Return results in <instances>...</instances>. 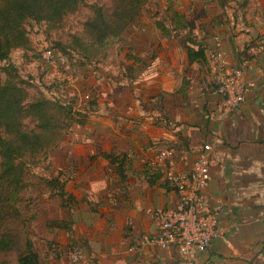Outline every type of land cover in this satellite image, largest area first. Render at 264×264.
I'll list each match as a JSON object with an SVG mask.
<instances>
[{
  "label": "crops",
  "instance_id": "crops-1",
  "mask_svg": "<svg viewBox=\"0 0 264 264\" xmlns=\"http://www.w3.org/2000/svg\"><path fill=\"white\" fill-rule=\"evenodd\" d=\"M262 32L252 23L220 33L230 63L254 82L232 113L222 110L208 63L188 64L175 41L149 46L158 71L139 77L131 90L126 81L103 87L99 80L96 90L87 91L75 80L73 91H55L79 103L85 94L97 99L86 124L73 126L54 153L56 172L73 201L69 231L56 228L57 253L43 264H181L177 248L142 243L157 231L153 212L176 207L172 187L156 175L150 179L147 168L159 149L174 148L173 168L188 172L205 143L212 151L204 195L211 207L223 205L226 212L218 219L221 234L193 263L264 264V54L254 45ZM29 38L32 48L37 39ZM29 51H13L9 63L20 64L25 56L27 62ZM44 77L53 78L50 70ZM111 149L130 153L123 182L98 155ZM73 251L80 252L76 262Z\"/></svg>",
  "mask_w": 264,
  "mask_h": 264
},
{
  "label": "trees",
  "instance_id": "trees-1",
  "mask_svg": "<svg viewBox=\"0 0 264 264\" xmlns=\"http://www.w3.org/2000/svg\"><path fill=\"white\" fill-rule=\"evenodd\" d=\"M147 1L113 0L110 13L97 4L90 5V16L83 25L82 35L70 37L66 48L76 51L86 63H92L111 40H118L126 35L128 28L139 18ZM212 1L222 8L227 4L226 0ZM84 4V0H0V253L16 252V264L40 263L39 255L34 251L31 241H25L23 249L20 250L17 235L7 228L8 223L20 218V193L26 187L25 160L47 151L55 153L73 126L86 124L88 113L95 107L97 98L94 93L82 95V105L68 98L51 100L40 88L42 80L34 79L29 83L37 88L39 86L40 90L32 94L20 80L17 68L9 63V56L18 49H31L28 23L43 24L47 30L58 29L68 15L79 11ZM169 14L168 25L156 22L157 30L164 38H171V41L179 43L185 50L188 64L206 63V48L201 41L196 40L185 16L177 11ZM140 32H144L143 28ZM51 50L62 61L60 54L55 49ZM136 58H127L140 70L135 80L127 76L130 90L139 77H142V80L147 79L158 71V56L155 51L146 59ZM39 60L42 66L49 70L42 59ZM2 63L6 66L2 67ZM63 72L70 73L64 69ZM2 75L5 76L4 79ZM51 82L52 86L56 81L52 79ZM168 149L172 151L173 156H177L174 148ZM98 155L112 166L122 182L125 181V172L132 163L130 153L111 149L101 150ZM147 170L152 174L149 175L150 179L156 175L164 180L162 173L152 163L148 165ZM45 185L57 194L62 206H68L67 222L59 221L55 225L69 231L73 197L65 191V182L60 180L59 174L46 180ZM73 253L80 255L79 251Z\"/></svg>",
  "mask_w": 264,
  "mask_h": 264
},
{
  "label": "rangeland",
  "instance_id": "rangeland-1",
  "mask_svg": "<svg viewBox=\"0 0 264 264\" xmlns=\"http://www.w3.org/2000/svg\"><path fill=\"white\" fill-rule=\"evenodd\" d=\"M84 1V6L76 13L68 15L58 29L47 30L43 24L28 23L29 34H33V40H37L29 51L31 53L26 54L27 62L26 56L25 60L21 56V63L14 66L17 68L20 80L27 86L30 93L34 94L40 90L39 86L37 88L34 84L29 83L38 78L42 80V88H40L46 97H52L46 92L47 89L53 87V84L51 86L52 79L44 77L48 70L41 68L39 60L44 47L55 49L60 54L64 65L70 69V73L76 80L75 84L79 83L87 91L92 90V87H94L93 90H96L94 84L99 80L103 87H106V83L109 85L115 83V86H118L125 81L129 82L127 76L135 80L140 70L137 65H132L131 59L127 58L146 59L152 55L149 46H155L159 41L163 42L164 40L165 46L170 44L166 41H171V38H164L157 30L155 23L162 22L168 25L169 13L172 11L180 12L185 16L196 40L201 41L205 46L212 44L211 39L214 35L218 36L223 43L220 33L227 31L233 25L245 27L255 23L263 32L253 44L258 50H260V44L264 47V0H226L227 4L224 8L212 0H148L140 12L139 18L128 28L126 35L121 36L118 40H111L95 58L96 60L86 63L80 54L66 48L67 43L70 37L82 35L83 25L90 16V5L97 4L110 13L113 0ZM142 28L144 32H140ZM207 43L208 45H206ZM1 65L2 67L6 66L5 63ZM230 65L233 69H239L235 63H230ZM32 68L34 71L31 70ZM127 70L131 72L129 73ZM2 78L4 79L5 76L2 75ZM73 90L68 89V91ZM53 153V151H47L25 160L26 187L20 193L21 202L18 205L20 218L7 225V228L17 235L16 239L20 250L23 249L25 241H31L42 264L43 260L49 258L50 253H57L55 248L58 230L55 223L59 221L66 223L69 216L68 206H62L57 194L51 192L45 185L46 180L57 174L55 154ZM16 258V252L0 253V264H16Z\"/></svg>",
  "mask_w": 264,
  "mask_h": 264
},
{
  "label": "built area",
  "instance_id": "built-area-1",
  "mask_svg": "<svg viewBox=\"0 0 264 264\" xmlns=\"http://www.w3.org/2000/svg\"><path fill=\"white\" fill-rule=\"evenodd\" d=\"M211 43L212 47L206 50V61L214 78L216 93L221 97L222 110L224 113H232L243 103L247 92L254 87V82L247 79L241 69L231 67L218 36L214 35ZM259 49L264 54L261 44ZM41 59L49 67L54 81L61 86L59 90L46 91H52L48 92L52 96L51 100H60L63 95L55 91L71 89L74 85L73 75L63 72L64 64L50 48L42 49ZM211 151V144H202L188 172H179L173 168V153L166 148L157 151L152 163L174 190L176 207L169 210L156 209L153 212L157 231L153 235L143 237L142 243L161 250L177 248L181 264H194L195 255L206 251L211 242L221 234L218 219L226 212V208L223 205L211 207L204 195L210 177ZM80 258V255H72L74 262Z\"/></svg>",
  "mask_w": 264,
  "mask_h": 264
}]
</instances>
